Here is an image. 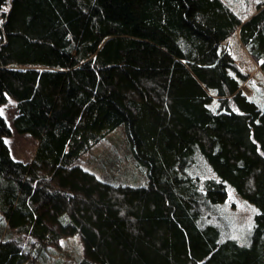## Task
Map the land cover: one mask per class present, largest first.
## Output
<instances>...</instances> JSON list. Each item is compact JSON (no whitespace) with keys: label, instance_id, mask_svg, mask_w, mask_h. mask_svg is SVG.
I'll return each mask as SVG.
<instances>
[{"label":"trees","instance_id":"trees-1","mask_svg":"<svg viewBox=\"0 0 264 264\" xmlns=\"http://www.w3.org/2000/svg\"><path fill=\"white\" fill-rule=\"evenodd\" d=\"M264 74V0H0V107L38 140L15 159L0 114V214L75 264H264V95L222 44L235 32ZM261 96V98H260ZM263 96V97H262ZM125 124L143 185L113 184L82 155ZM200 156L215 172L190 173ZM256 205L248 244L213 222L228 185ZM0 235V264H26Z\"/></svg>","mask_w":264,"mask_h":264},{"label":"rangeland","instance_id":"rangeland-1","mask_svg":"<svg viewBox=\"0 0 264 264\" xmlns=\"http://www.w3.org/2000/svg\"><path fill=\"white\" fill-rule=\"evenodd\" d=\"M224 1L246 18L261 0ZM222 45L230 51L236 65L246 75L243 81L245 92L249 95L262 92L264 95V74L259 61L249 53L241 41L239 32H235ZM0 112L12 129L11 135L6 137L12 156L18 160H31L38 140L31 133L19 132L15 128L14 118L18 114L15 99L9 96L7 102L0 107ZM199 160L197 166L191 168L190 173L201 177L211 173L215 175L204 156H200ZM79 164L113 184L139 186L148 182V168L134 158L124 123L85 152ZM257 213L256 205L242 197L235 187L229 184L228 198L219 205V212L214 216L213 222L222 228L225 237L236 239L241 244H248ZM0 235L2 238L18 240L25 246L29 256L26 264H75L84 255V244L79 234L66 236L57 244L44 246L36 238L9 227L1 214Z\"/></svg>","mask_w":264,"mask_h":264},{"label":"snow or ice","instance_id":"snow-or-ice-1","mask_svg":"<svg viewBox=\"0 0 264 264\" xmlns=\"http://www.w3.org/2000/svg\"><path fill=\"white\" fill-rule=\"evenodd\" d=\"M0 114H2V112H0Z\"/></svg>","mask_w":264,"mask_h":264}]
</instances>
